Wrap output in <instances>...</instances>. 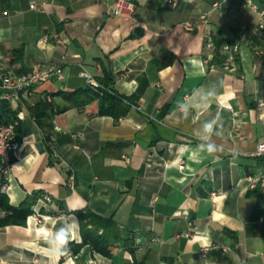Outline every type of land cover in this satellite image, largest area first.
I'll return each mask as SVG.
<instances>
[{"label": "crops", "instance_id": "0c3cea01", "mask_svg": "<svg viewBox=\"0 0 264 264\" xmlns=\"http://www.w3.org/2000/svg\"><path fill=\"white\" fill-rule=\"evenodd\" d=\"M44 1L45 10L30 7ZM115 1H0L1 64L16 73L38 61L64 69V80L39 85L34 101L52 94L55 105L68 104L65 93L90 85L84 71L98 81L107 70L118 93L135 96L119 119L101 115L98 100L57 112L49 134L28 108L7 194L52 216L0 226V261L47 264L42 229L75 217L73 241L81 243L82 223L95 226L84 216L91 212L115 221L111 256L87 244L59 264H264V183L247 179L262 165L254 151L264 138L262 38L250 3L264 0H132L131 14H114ZM44 26L65 42L42 45ZM207 34L240 42L229 67ZM208 142L219 150L198 147Z\"/></svg>", "mask_w": 264, "mask_h": 264}, {"label": "built area", "instance_id": "2783aa9c", "mask_svg": "<svg viewBox=\"0 0 264 264\" xmlns=\"http://www.w3.org/2000/svg\"><path fill=\"white\" fill-rule=\"evenodd\" d=\"M170 6L177 7L179 0H165ZM47 2L44 1L40 4L31 3L30 7L37 10H45ZM218 3H214L217 5ZM252 7L257 8L259 14L258 28L261 33L262 45L255 47V52L264 58V7H260L255 3H250ZM136 4L132 0H116L113 9L114 14H131L135 10ZM205 17V15H202ZM187 29H193L191 24H185ZM245 26L241 28V33L244 32ZM51 41L55 43H64L65 39L57 30L50 26H44L42 29V36L40 42L42 45H47ZM206 44L212 49H216L215 38L209 34L206 35ZM240 42H225L221 46V52L224 55L223 65L229 67L234 63L240 52ZM83 74L88 78L91 86H99L92 74L84 71ZM55 76L59 80H64L65 73L61 64L47 63L45 61L35 62L29 72L16 73L9 70L7 66L0 62V97H6V100H12L15 103V110L20 111L21 117L24 119L28 115L29 105L34 102V96L37 94L39 85L48 81L51 77ZM48 98H51L48 95ZM7 127L0 130V191L8 193L11 182L14 176V170L17 160L21 156V149L19 145V137L16 136L12 140H3V131ZM76 137V134H74ZM54 138H51L53 143ZM254 154L261 157L262 165L255 173L247 176L251 187H256L259 183H264V138L258 141ZM183 166V165H182ZM70 182L73 186L75 183L74 175L70 176ZM42 205L49 209L52 202L50 194H44L41 198ZM2 212L0 211V216ZM30 218L37 223H43L45 219L51 217V214L44 213L40 210H35L30 214ZM206 247V246H204ZM228 249V246H224Z\"/></svg>", "mask_w": 264, "mask_h": 264}, {"label": "trees", "instance_id": "16d2710c", "mask_svg": "<svg viewBox=\"0 0 264 264\" xmlns=\"http://www.w3.org/2000/svg\"><path fill=\"white\" fill-rule=\"evenodd\" d=\"M2 7H6L9 0H0ZM217 56L223 63L224 55L221 52V46L224 41L216 40ZM20 50H15L14 54H17ZM99 86H91L85 88H79L74 91H70L64 94L68 104L57 106L48 99V95L42 94L39 98L29 105L30 112L35 116L39 125L49 133L53 129V117L55 113L67 110L72 106H82L90 101H99V113L101 115H111L115 119H119L128 113L132 104L135 101V96L120 94L114 88L113 75L105 70L104 74L98 78ZM55 93H53L54 95ZM49 100V101H48ZM13 115L12 109H10L9 103L6 101H0V117L7 121ZM0 226L8 224H25L29 214L33 212L31 202L29 200L23 201L19 205H14L10 202L7 193L0 191ZM86 218H90V222L94 224V228L86 229V223H82L83 240L81 243L72 241L70 244L71 252L78 253L81 248L87 244L91 245L95 250L100 253L111 256L112 254V241L108 232L115 228V221L112 217H105L91 212H87L84 215ZM103 228V232H99V229Z\"/></svg>", "mask_w": 264, "mask_h": 264}, {"label": "clouds", "instance_id": "9594fccd", "mask_svg": "<svg viewBox=\"0 0 264 264\" xmlns=\"http://www.w3.org/2000/svg\"><path fill=\"white\" fill-rule=\"evenodd\" d=\"M198 64V61H192V63ZM215 121L206 122L203 125L205 133H213ZM218 136L221 135L219 132L216 133ZM198 147L208 153L213 154L219 150L220 146L214 142H208L205 144L198 145ZM78 226V220L75 217L65 218L58 221V226H55L49 231L48 228L42 229V231L47 232L43 244L46 247L48 256L47 264H59L61 258H71V248L70 244L72 243L74 236L76 234V227ZM0 264H3L0 261ZM67 264V260H65Z\"/></svg>", "mask_w": 264, "mask_h": 264}, {"label": "bare ground", "instance_id": "6f19581e", "mask_svg": "<svg viewBox=\"0 0 264 264\" xmlns=\"http://www.w3.org/2000/svg\"><path fill=\"white\" fill-rule=\"evenodd\" d=\"M49 100L51 98H48ZM48 100V101H49ZM0 101H6L9 103L10 109L15 110V103H12V100H6V97H0ZM23 118L21 117L20 111H13L12 117L7 121L0 117V130L3 127H7L3 131V140H12L18 136V130L20 128Z\"/></svg>", "mask_w": 264, "mask_h": 264}, {"label": "water", "instance_id": "95a60500", "mask_svg": "<svg viewBox=\"0 0 264 264\" xmlns=\"http://www.w3.org/2000/svg\"><path fill=\"white\" fill-rule=\"evenodd\" d=\"M137 31H138V30H137ZM38 147H39L41 150H43V146H42V144H39Z\"/></svg>", "mask_w": 264, "mask_h": 264}]
</instances>
